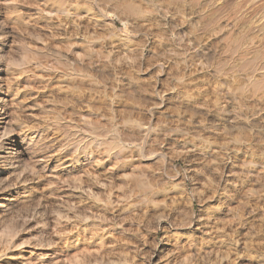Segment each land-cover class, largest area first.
<instances>
[{
  "label": "rangeland",
  "instance_id": "rangeland-1",
  "mask_svg": "<svg viewBox=\"0 0 264 264\" xmlns=\"http://www.w3.org/2000/svg\"><path fill=\"white\" fill-rule=\"evenodd\" d=\"M19 1L20 4L18 0H0V26L5 23V18L10 17L11 20H17L19 16L18 20L23 23L20 21L19 23L9 21L11 23L10 26L13 24L17 30L21 29L20 32L16 30V34H18L17 37L14 36V42H17L18 39L22 42L25 41L24 48L26 47L27 50L33 49L30 51L35 53L39 59H43L42 55L44 54L46 57L43 60H49L51 63L46 61L49 63L48 65L43 60H40V62L36 57L34 59L37 62L33 60L30 63L31 67L29 65L23 66L26 69L24 75L22 74L23 72L13 75V79L15 78L14 81H16L14 82L12 93L16 92V96L25 99L26 105L29 106L28 110H20L18 112L20 119L18 118L17 122L24 123L19 126L15 122L14 126L16 128H25L28 131L30 129L31 132L29 131V133H38L37 135H40L41 142L39 146L45 149L42 148L45 155L38 156L36 161L44 163L48 159L46 163L53 166L54 162L60 157L64 161L67 160L69 153L64 148L65 146L61 147V145L65 138L62 127L68 126V124H74L77 135L87 141L95 139L98 142L101 140V142L105 143L111 141V139L118 138L120 134V139L118 138L117 141L120 145L122 144L123 150L121 151L123 152L121 154L123 155L121 156L124 157L123 159L127 164L130 163V165L128 164L129 166H134L135 168V166L139 165V171L146 178L153 180L151 181V183H154H152L154 188L152 190L153 192L155 191L153 194L156 195L153 196V199L156 200L155 204L159 205H156L158 209L156 206H154V209L153 206L142 202L143 194H140V191L136 189H133L135 190L133 193L132 190L131 192H126V195L118 180L121 178L122 173L129 172L128 167L124 168V170L123 168L121 170L120 168H113L111 167V159L107 157V159L105 158L106 160L102 159L105 161L101 160L100 163L103 162L102 166L100 163H94V165L92 163L91 167L83 162L79 166L76 165L71 171L62 172L53 170V167L49 170H40L48 175L44 174L48 179L54 178L53 175L56 173L62 176L67 175V173L81 176L82 180L80 184L83 183L81 186L77 184L75 187H72L67 183L58 185L57 188L59 187L60 189L59 194L61 193L62 195L58 194L57 198H60L62 201L57 198L55 200L50 196L52 199L50 202L52 204L54 202L56 204H68V201L72 202L70 204L82 203L80 205L88 210L86 209L85 215L83 217L79 216L80 218L74 215V217H71L70 215V220L67 219L63 223L66 226H63L65 233L62 231L60 233H64L62 236L58 235L55 237L54 244L51 246L38 248L36 242H34L36 233H32V237L30 236L29 238L31 240L34 239L33 244L27 248V251L32 256L31 264H38L40 262L49 264L50 262L57 261V257L72 254L77 250L88 251L87 254L92 253L96 257V254L99 253V258L97 257L98 261H90V264H105L104 259L108 257H110L109 260L124 259L125 261L127 260L126 262H131L128 264H141L140 262L144 258H147L151 245L162 246L160 256L153 259L157 264H183L185 261V264H264V91H259L260 95H257L258 92L255 91L251 93V89H249L251 85L248 83V79L244 75H241L243 74L241 71L245 69L243 66L247 61L246 58H249L247 61L249 64L257 62L256 58L258 56L254 53L260 50L259 48L264 43L263 41L262 44H260L261 42H257L261 37L256 34L258 17L264 16V11L261 10L264 9V0H181L182 3L180 0H122L124 4H126V1L130 4L132 1L135 6L138 3L139 6H136L138 18L135 14L131 17L124 16L121 10H119L120 6H114L112 2L109 3L107 0H54L55 5L52 0H49L50 2L47 0H36V2L35 0ZM27 1L33 4L29 5ZM118 1L122 5V1ZM207 1H210L211 4ZM258 1L260 2V6L256 5ZM16 2L19 4L18 6H16ZM4 3L10 7L3 6ZM196 3H199V5H196ZM12 4L13 6H11ZM37 5H40V7ZM192 6H198L199 8H192ZM115 7L120 8H116V10ZM6 8L8 9L6 10ZM28 9L33 11L31 12ZM255 10L260 11L261 14L258 12L256 15L257 11ZM14 12L17 14L15 15ZM20 12L22 13L20 14ZM6 13H8V16ZM33 13L34 16L36 15L35 17ZM41 13L42 16L44 15V19L40 16ZM247 13L249 14L246 15ZM252 15L253 17H251ZM121 17L125 22L121 20ZM239 17L243 21H239ZM29 19H31L32 24L29 22ZM91 20L92 22H90ZM207 23L213 25L210 26ZM252 23L253 25H250ZM20 24L27 26L26 28H24L25 26L22 28ZM242 24H245L246 27H243ZM36 25L40 27L38 28ZM33 26H35L36 30ZM78 27L79 29L77 30L76 28ZM213 28L215 29L213 30ZM246 28H248V32ZM243 29L246 31L243 32ZM66 30L68 31L66 32ZM31 31L32 33L30 34L32 35L29 34ZM27 33L29 37L26 36ZM248 34L250 36L254 35L250 37ZM33 35L36 36L34 37ZM19 36L24 39H21ZM37 36L41 37L43 41ZM252 41L255 43L248 45ZM33 43H35V47ZM30 45L32 48L29 47ZM247 46H250V49ZM20 47L18 46V50H16L18 56L22 49ZM41 48L44 51H41ZM229 49H231V53ZM262 49L264 50L263 47ZM253 50L255 51L253 52ZM247 52L248 54H246ZM237 54L240 55L238 56ZM252 54L256 58L253 57L250 60ZM51 55L54 57L51 58ZM240 56L243 57L241 58ZM256 62L254 64H257ZM76 64L77 66H75ZM37 65L39 68L35 67ZM85 65L89 66L86 67ZM239 66L243 68L240 69ZM231 70L236 71L232 72ZM83 71L85 72L83 73ZM258 74L260 73L255 74L254 79H258L261 76ZM238 77L242 78L243 83L245 82L243 86L247 91L245 90L246 92L240 93L236 89L231 94V89L234 90L236 88L235 84L241 81ZM259 79L262 78L260 77ZM25 81L27 83H24ZM224 81H227V84ZM219 84L221 85L218 86ZM262 84L264 83L262 82ZM222 85H225L224 87L228 85L227 89L223 88ZM68 87L72 88L71 91ZM229 89L230 95L229 93H225ZM76 90L78 91L76 92ZM72 93L77 94L76 98H74L75 95L73 96ZM196 93L197 95H195ZM246 94L250 95V100L248 99L249 95ZM252 96L253 101L251 100ZM84 98V102L90 103L83 104ZM189 100L191 103L188 102ZM66 101H69V105L67 103L64 104ZM186 101L187 105L190 103L188 106L184 105ZM34 102L35 104H33ZM53 109L55 110L53 111ZM31 112L32 114H30ZM36 114H42L43 119L41 116H36ZM57 118L61 121H58ZM90 119L94 124L90 122ZM50 120L51 122H49ZM232 120L234 123L231 122ZM55 124L57 125L55 126ZM96 124L97 126L95 127L94 125ZM227 125L229 126L227 127ZM77 127L79 128L78 131ZM144 127L145 129H143ZM237 127L238 130L236 129ZM93 128L98 132L91 135ZM100 128L103 129L101 130ZM224 128H226L225 132ZM108 129H111V131L109 130V135L106 133ZM139 129H143L144 131H140ZM79 131L83 133L81 134ZM103 131L106 134H101ZM116 133L117 135H115ZM193 148L195 150L194 154L197 155L193 156L195 158H191V155L187 156L184 152L185 150H193ZM212 150L216 153L214 152L210 155L207 151L213 152ZM204 151L210 155V157L206 158L207 160L199 156V153H203ZM224 164H228L229 168L223 166ZM88 166L91 168L89 169ZM221 167L224 170L219 169ZM84 170L90 171L89 173L91 174L89 176H92L90 179L95 185L92 184L90 186L92 187L91 192L94 191L91 193V195L93 194L92 198L88 196L87 188H85L86 190L84 189L86 186L84 182L87 179L89 180L84 175ZM218 170V175L221 173L222 176L220 186H216V171L218 172ZM93 175L99 183L94 180ZM195 182L196 185L194 184ZM224 182L227 183L225 184ZM103 184H106L107 186H104L107 188L102 186ZM78 186H80V189H78ZM224 188H226V191ZM99 192L102 197L99 196ZM106 193L109 195L107 194V196ZM73 194L79 197L76 198ZM94 196L96 199L100 197L102 201L96 200ZM82 197H86L89 202L86 201V198L84 200ZM106 200L107 203L105 202ZM158 201L161 202L158 203ZM164 206L168 208L166 209ZM166 213L170 214V219H165ZM198 217L208 218L209 220L207 221V227L202 228V234L194 230V227L193 229L188 227V223L192 226L195 225L194 223ZM158 219L168 224L173 223L177 219L179 223L182 222L183 228L176 230L177 232H174L175 236H173L174 233L172 232L167 243L162 238L161 233H157L153 239H150L147 237V234L152 231L153 223ZM136 221L139 222L137 223ZM64 235L67 236L65 237L66 239L63 238ZM186 237L188 240L192 239L190 243L194 247L191 248V253H194L193 255L202 254L201 256L192 257L194 263L187 259L189 258V255L186 254L187 248L186 246H182V244L185 245ZM98 241H101L104 245L101 247L97 246ZM177 244L179 245L178 247ZM204 251L208 252L205 253ZM209 251H212L213 254ZM93 252H96V254H93ZM215 253L217 258L214 257ZM208 255L210 257L206 258L205 256ZM198 257L203 260L201 261ZM184 258L185 261L183 260ZM182 260L184 262H180ZM197 260H199L198 263Z\"/></svg>",
  "mask_w": 264,
  "mask_h": 264
},
{
  "label": "bare ground",
  "instance_id": "bare-ground-1",
  "mask_svg": "<svg viewBox=\"0 0 264 264\" xmlns=\"http://www.w3.org/2000/svg\"><path fill=\"white\" fill-rule=\"evenodd\" d=\"M14 1V0H13ZM26 0H24V2H25ZM32 1V0H31ZM30 1V2H31ZM44 1V0H43ZM42 1V2H43ZM46 1V0H45ZM47 1H49V0H47ZM51 1V0H50ZM49 1V2H50ZM53 1V4H54V0H52ZM57 1V0H56ZM62 1V0H61ZM64 1V0H63ZM107 1H109V3L110 2H112L113 4H114V6L115 5H117V6H120V7H118V8H120L119 10H121V13L124 15V16H134V14L136 15V13L138 12V10H137V5H138V3H136V6H135V4H133L132 3V1H131V4L129 3V2H125L126 4H124V2L122 1V5H120L119 3H120V1H118V0H107ZM179 1V0H178ZM177 1V2H178ZM195 1V0H194ZM213 1V0H212ZM255 1V0H254ZM261 1H263V0H261ZM4 2V1H3ZM2 2V3H3ZM18 2H19V4H20V1L18 0ZM28 2V1H27ZM27 2H26V4H27ZM35 2H36V0H35ZM34 2V3H35ZM60 2V1H59ZM134 2V1H133ZM180 2H181V0H180ZM208 2V1H207ZM210 2V1H209ZM208 2V3H209ZM253 2V1H252ZM264 2V1H263ZM8 3V2H7ZM9 3H11V2H9ZM13 3V2H12ZM29 3V2H28ZM46 3V2H45ZM65 3V2H64ZM108 3V2H107ZM173 3V2H172ZM182 3V2H181ZM195 3V2H194ZM254 3V2H253ZM259 1H258V4H256V5H259ZM16 4H17V2H16ZM19 4H17L16 6H18ZM24 4V3H23ZM33 4V3H32ZM32 4H30L29 3V5H32ZM37 4V3H36ZM58 4V3H57ZM56 4V5H57ZM60 4V3H59ZM206 4V3H205ZM210 4H211V2H210ZM29 5H25V6H29ZM42 5V4H41ZM44 5V4H43ZM46 5V4H45ZM51 5H52V2H51ZM55 5V4H54ZM181 5V4H180ZM179 5V6H180ZM196 5H199V3L197 4L196 3ZM262 5V4H261ZM264 5V4H263ZM3 6H8L7 4L5 5V3H4V5ZM11 6H13V4L11 5ZM15 6V5H14ZM15 6V7H16ZM37 6H39L40 7V5H37ZM59 6V5H58ZM63 6V5H62ZM139 6V5H138ZM195 6V5H194ZM205 6V5H204ZM208 6H209V4H208ZM253 6H255V5H253ZM260 6V5H259ZM8 7H10V6H8ZM14 7V8H15ZM23 7V6H22ZM21 7V8H22ZM32 7V6H31ZM52 7V6H51ZM51 7H50V9H51ZM55 7V6H54ZM65 7V6H64ZM191 7V6H190ZM196 7H198V6H196ZM196 7H193L192 6V8H196ZM207 7V6H206ZM210 7V6H209ZM256 7H258V6H256ZM256 7H255V9H256ZM264 7V6H263ZM17 8V7H16ZM35 8H37V7H35ZM47 8V7H46ZM53 8V7H52ZM58 8V7H57ZM117 7H115V9H116ZM117 8V9H118ZM199 8V7H198ZM204 8V7H203ZM251 8V7H250ZM253 8V7H252ZM261 8V7H260ZM2 9H3V7H2ZM8 8H6V10H7ZM12 10H13V8H11ZM27 9V8H26ZM40 9V8H39ZM56 9V8H55ZM63 9V8H62ZM114 9V8H113ZM116 9V10H117ZM23 10H25V9H23ZM28 10H30V9H28ZM36 10V9H35ZM54 10V9H53ZM61 10V9H60ZM64 10V9H63ZM62 10V11H63ZM116 10H114V11H116ZM140 10H141V8H140ZM139 10V11H140ZM252 10V9H251ZM257 10H258V8H257ZM257 10H255V11H257ZM262 11H264V9H261ZM27 11V10H26ZM31 11V10H30ZM33 11V10H32ZM31 11V12H32ZM37 11V10H36ZM51 11V10H50ZM57 11V10H56ZM58 11H59V8H58ZM62 11H60V12H62ZM249 11V10H248ZM253 11V10H252ZM2 12V11H1ZM29 12V11H28ZM43 12H44V10H43ZM55 12V11H54ZM117 12V11H116ZM141 12H142V10H141ZM247 12V11H246ZM246 12H244V13H246ZM254 12V11H253ZM258 12L261 14V12L260 11H257V13H256V15L258 14ZM15 13V12H14ZM13 13V14H14ZM22 12H20V14H21ZM37 13V12H36ZM45 13V12H44ZM47 13V12H46ZM65 13H67L66 11H65ZM109 13V12H108ZM143 13V12H142ZM254 13V14H255ZM17 13H15V15H16ZM27 14V13H26ZM39 14V13H38ZM110 14V13H109ZM138 14V13H137ZM249 13H247L246 15H248ZM252 14V13H251ZM6 15L8 16V13H6ZM25 15V14H24ZM49 15H50V13H49ZM48 15V16H49ZM119 15L120 16H122L120 13H119ZM142 15V14H141ZM144 15V14H143ZM245 15V16H246ZM255 15V16H256ZM10 16V15H9ZM26 16V15H25ZM28 16V15H27ZM32 16V15H31ZM30 16V17H31ZM33 16H34V13H33ZM36 16V15H35ZM34 16V17H35ZM40 16H42V13H41V15ZM44 16V15H43ZM42 16V17H43ZM46 16V15H45ZM5 17V16H4ZM14 17V16H13ZM17 17V16H16ZM22 17V16H21ZM38 17V16H37ZM73 17V16H72ZM136 17L138 18V15H136ZM136 17H134V19H136ZM143 17V16H142ZM249 17V16H248ZM251 17H253V15L251 16ZM27 18H29V17H27ZM26 18V19H27ZM33 18V17H32ZM85 18H86V16H85ZM240 19H239V21L240 20H242L241 19V17H239ZM242 18H243V16H242ZM246 18V17H245ZM18 19H19V16H18ZM11 20V18L9 17H7V19L5 18V23L3 24V22H2V26H0V264H31V262H32V256L29 254V252L27 251V248L31 245V244H33L32 242H33V240H31V238H29L30 236H31V234L32 233H36V237H35V240H34V242H36V244H37V247L38 248H42V247H45V246H51V245H53L54 244V239H55V237H57L58 235H61L62 236V234H64L65 232V228L63 229V226H64V222H66V220L67 219H69V217H70V215H71V217H74V216H78L77 218H80L79 216H84L85 215V213H86V209L87 208H85V207H82L80 204H82V203H80V204H70V203H72V202H69L68 201V204H65V203H61V204H59L58 202H59V200H61L60 198H57L58 197V194H59V192H60V189H59V187L57 188V186L58 185H60V184H63V183H67L69 186H72V187H75L77 184L79 185L80 184V182H81V180H82V178H81V176H79V175H76V174H74V173H67V175H59L58 173H56L55 175H53L54 176V178H52V179H48V177H46V176H48V175H46L45 173H43V172H41L40 170H49L51 167H53L52 169L54 170H59V171H67V170H72V169H74L75 168V166L76 165H78L79 166V164H81V163H87L86 165H89V166H91L92 167V163H93V165H94V163L95 164H98V163H100L101 162V160L104 158H109V159H111V164H112V166L111 167H116L117 169L118 168H120V170H121V168H123V170H124V168H127L128 167V170H129V172L128 173H126L125 171V173L122 175L121 174V178L118 180V181H120L119 182V184H120V186H121V188L124 190V192L126 193V192H131V190H132V193H133V191H135V190H133V189H136V190H139L140 191V194H143V198L141 199V200H143L142 202H144V203H146V204H148L149 206H153V208H154V206H156V205H158V204H155V201L156 200H154L153 199V196L155 195V194H153V193H155V191L153 192V190H152V188H153V184L151 183V181H153V180H151V179H149V178H146L142 173H141V171H139V165L136 167L135 166V168H134V166L132 167V166H129L130 165V163H128L127 164V162H125L124 161V157H122L121 155H123V154H121L123 151H121V150H123L122 149V147H121V145L118 143V141H117V139L121 136L120 134H119V137L118 138H116V139H111V141H109V142H101V140H99L100 142H98V141H96L95 139L94 140H89V141H87L86 139V141L83 139V138H81V137H79L78 135H77V133H76V131H75V126H74V124L73 125H69L68 124V126L66 125V126H64V127H62V129H63V131L62 132H64V134H63V136L65 137L64 138V141H63V144L61 145V147L63 146H65L64 148L66 149V151H67V153H69V158L67 157V160L66 161H64V160H62L61 159V157L59 158V159H57L56 161H58V162H54V164H53V166L52 165H49V163H46V161L48 160H46L44 163H38L37 161H36V158H38V156H40V155H42V154H44V150L42 149V148H40V142H41V139H40V135H37V134H34V133H29V131H30V129H29V131L27 130V129H25V128H16V126H14V123L16 122V123H18L17 122V119L19 118L20 119V117H18V112L20 111V110H28L29 109V106H27L26 105V101H25V99H21V98H19V97H17L16 96V92H14V93H12V91H13V86H14V82L16 81H14V79H13V75L15 74V75H17V74H19L20 72H23L22 74L24 75L25 73V71H26V69H24V65H26V66H30L31 67V65H30V63L33 61V60H35L34 58H36L37 56L35 55V53H33V52H31L30 50H27L26 49V47L24 48V46H25V44H24V42H22L21 40H17V42L15 43L14 42V40H15V37H17V34H16V30H17V28L16 27H14L13 26V24L10 26V22L9 21H16V22H18L19 23V21L20 20ZM23 19V18H22ZM41 19V18H40ZM43 19H44V17H43ZM124 19H126L125 17H124ZM131 19H133V18H131ZM236 19V18H235ZM251 19V18H250ZM256 19V18H255ZM31 19H29V22L31 23V21H30ZM121 20L122 21H124L125 22V20H123V18L121 17ZM204 20V19H203ZM254 20V19H253ZM252 20V21H253ZM257 20V19H256ZM2 21H4V20H2ZM37 21V20H36ZM35 21V22H36ZM81 21V20H80ZM86 21V20H85ZM85 21H84V23H85ZM131 21V20H130ZM136 21V20H135ZM208 21V20H207ZM236 21H238V20H236ZM243 21V20H242ZM246 21V20H245ZM245 21H244V23H245ZM252 21H249V22H252ZM264 16H262V17H258V23H257V32H256V34H258V36H260L261 37V39L259 40V41H257V42H261L260 44H262V41L264 42ZM1 22V21H0ZM13 22V23H14ZM21 22V21H20ZM28 22V21H27ZM34 22V23H35ZM41 22V21H40ZM44 22V21H43ZM88 22V21H87ZM90 22H92V20L90 21ZM209 22V21H208ZM21 23H23V22H21ZM24 23H25V21H24ZM39 23V22H38ZM73 23V22H72ZM78 23H79V21H78ZM82 23V22H81ZM84 23H83V25H84ZM128 23H129V21H128ZM131 23H132V21H131ZM210 23H212V22H210ZM254 23V22H253ZM253 23L252 24H250V25H253ZM255 23H256V21H255ZM261 23V24H260ZM1 24V23H0ZM32 24V23H31ZM37 24V23H36ZM44 24V23H43ZM77 24V23H76ZM206 24V23H205ZM208 24V23H207ZM248 24V23H247ZM16 25V24H15ZM20 25H22V24H20ZM33 25H35V24H33ZM58 25V24H57ZM73 25V24H72ZM79 25V24H78ZM77 25V26H78ZM86 25V24H85ZM93 25V24H92ZM136 26H137V24H135ZM155 25V24H154ZM208 25H210V24H208ZM208 25H207V27H208ZM211 25H213V24H211ZM210 25V26H211ZM249 25V26H250ZM24 26H25V24H24ZM23 25H22V28L24 27ZM27 26V25H26ZM26 26L24 27V28H26ZM37 26V25H36ZM60 26V25H59ZM82 26V25H81ZM242 26L244 27H246V25L244 24H242ZM248 26V27H249ZM256 26H255V28H256ZM19 27V26H18ZM34 28H35V26H33ZM38 27V26H37ZM40 27V26H39ZM38 27V28H39ZM42 27V26H41ZM64 27V26H63ZM75 27V26H74ZM85 27V26H84ZM91 27V26H90ZM93 27V26H92ZM95 27V26H94ZM129 27H131V26H129ZM242 27V28H243ZM29 28V27H28ZM27 28V29H28ZM59 28V27H58ZM67 28V27H66ZM70 28V27H69ZM254 28V29H255ZM33 29V28H32ZM77 30L79 29V27L78 28H76ZM85 29V28H84ZM93 29V28H92ZM133 29H134V25H133ZM210 29V28H209ZM215 28H213V30H214ZM248 28H246V30H247ZM251 29V28H250ZM21 30V29H20ZM20 30L18 29L17 31H19L20 32ZM35 30H36V28H35ZM63 30V29H62ZM71 30V29H70ZM217 30H218V27H217ZM220 30V29H219ZM245 30V31H246ZM23 31V30H22ZM21 31V32H22ZM68 30H66V32H67ZM74 31H75V29H74ZM134 31V30H133ZM211 31V30H210ZM242 31V30H241ZM244 31V29H243V32H245ZM250 31H255V30H250ZM249 31V32H250ZM27 32H28V30H27ZM36 32V31H35ZM34 32V33H35ZM131 32V31H130ZM129 32V33H130ZM209 32V31H208ZM215 32V31H214ZM247 32H248V30H247ZM30 33H32V31L31 32H29V34ZM210 33V32H209ZM213 33V32H212ZM216 33V32H215ZM242 33V32H241ZM253 33V32H252ZM251 33V34H252ZM23 34V33H22ZM26 34V33H25ZM28 33H27V35L26 36H28L29 35ZM36 34V33H35ZM245 34V33H244ZM250 34V33H249ZM248 34V35H249ZM2 35H5V36H2ZM20 35H21V33H20ZM30 35H32V34H30ZM38 35H40V34H38ZM43 35V34H42ZM242 35H243V33H242ZM245 35H247V34H245ZM254 35V34H253ZM253 35H249L250 37H252ZM15 36V37H14ZM34 37L36 36V35H33ZM257 36V35H256ZM5 37V38H4ZM20 37V36H19ZM29 37V36H28ZM38 38H40L41 39V41H43V39L41 38V37H39V36H37ZM242 37V36H241ZM21 39H24V38H22V37H20ZM26 38V37H25ZM37 38V39H38ZM247 38H249V37H247ZM246 38V39H247ZM254 38V37H253ZM259 38V37H258ZM257 38V39H258ZM30 39V38H29ZM40 39H38V40H40ZM250 39H252V38H250ZM234 40H236V39H234ZM249 40V39H248ZM37 41V40H36ZM237 41H238V39H237ZM242 41H243V39H242ZM246 41V40H245ZM253 41H254V39H253ZM249 42V44L247 43V42H245V43H247L248 45H250V44H252V43H255V42ZM26 42H28V41H26ZM35 42V41H34ZM40 42V41H39ZM119 42V41H118ZM234 42V41H233ZM239 42V41H238ZM32 43V42H31ZM41 43V42H40ZM244 43V42H243ZM35 43H33V45H34ZM37 44H39L38 42H37ZM233 44V43H232ZM239 44H241V43H239ZM246 44V45H247ZM29 45V44H28ZM27 45V46H28ZM44 45V44H43ZM237 45V44H236ZM236 45H234V46H236ZM245 45V46H246ZM22 47V49H21V52H19L20 54H19V56L16 54V50H18L17 49V47ZM40 46H41V44H40ZM46 46V45H45ZM44 46V47H45ZM20 47V48H21ZM29 47H31L32 48V46L30 45ZM34 47H35V45H34ZM33 47V48H34ZM231 47V46H230ZM238 47V46H237ZM248 47V46H247ZM263 48H264V43H263V46H262ZM262 47L261 48H259L260 50H257V52L256 53H254V54H256L258 57L256 58V57H254L253 56V54H252V57L250 58V60L254 57V58H256L257 59V64H254L253 62L252 63H248L247 61H248V59L249 58H246V62H245V64H244V68L245 69H243L241 72L243 73V74H241V75H244L247 79H248V83L251 85V88H249V89H251V93H253L252 91H255V92H258L257 93V95H260V92L259 91H261V92H263L264 91V84H262V82L264 83V79H263V77H264V50L262 49ZM37 48V47H36ZM39 48V47H38ZM243 48H244V46H243ZM242 48V49H243ZM249 49H250V46L248 47ZM248 48H246V49H248ZM45 49V48H44ZM66 49V48H65ZM124 49V48H123ZM231 49H232V47H231ZM231 49H229V52L231 53ZM233 49H234V47H233ZM239 49H240V47H239ZM254 49H255V47H254ZM37 50V49H36ZM41 51H44V50H42V48L40 49ZM46 50H47V48H46ZM235 50V49H234ZM244 50V49H243ZM251 50H252V47H251ZM39 51V50H38ZM240 51V50H239ZM255 50H253V52H254ZM235 52V51H234ZM233 52V53H234ZM241 52H242V50H241ZM240 52V53H241ZM251 52V51H250ZM44 53V52H43ZM58 53V52H57ZM72 53V52H71ZM37 54V53H36ZM47 54H48V52H47ZM56 54V53H55ZM234 54H236V53H234ZM233 54V55H234ZM245 54V53H244ZM246 54H248V52L246 53ZM251 54V53H250ZM39 55H40V53H39ZM44 55V54H43ZM42 55V57H43V59H44V57H46L45 55L43 56ZM50 55V54H49ZM57 55V54H56ZM238 55V54H237ZM240 55V54H239ZM238 55V56H239ZM242 55V54H241ZM52 56V55H51ZM237 56V57H238ZM243 56H245V55H243ZM242 56V57H243ZM260 56V57H259ZM54 56H52L51 58H53ZM64 57V56H63ZM241 57V56H240ZM241 57V58H242ZM38 58V57H37ZM49 58V57H48ZM47 58V59H48ZM66 58V57H65ZM141 58V57H140ZM230 58H231V54H230ZM229 58V59H230ZM240 58V60L242 61V59ZM39 59V58H38ZM43 59H39V61L40 60H43ZM46 59V58H45ZM61 59V58H60ZM237 59V58H236ZM69 60V59H68ZM67 60V61H68ZM143 60V59H142ZM239 60V59H238ZM237 60V61H238ZM239 60V61H240ZM243 60H244V58H243ZM36 61V60H35ZM38 61V62H39ZM43 61H45V60H43ZM46 61H48L49 62V60H46ZM45 61V62H46ZM58 61V60H57ZM62 61V60H61ZM236 61V62H237ZM245 61V60H244ZM37 62V61H36ZM41 62V61H40ZM48 62H46L48 65H49V63ZM140 62H142V61H140ZM35 63V62H34ZM44 63V62H43ZM42 63V64H43ZM58 63V62H57ZM64 63V62H63ZM69 63V62H68ZM242 63H241V65H242ZM45 64V63H44ZM51 64V63H50ZM60 64V63H59ZM142 64V63H141ZM240 64V63H239ZM64 65V64H63ZM66 65V64H65ZM70 65V64H69ZM237 65V64H236ZM42 66V65H41ZM57 66V65H56ZM67 66V65H66ZM75 66H77V64L75 65ZM86 66V65H85ZM87 66H89V65H87ZM86 66V67H87ZM233 66H235V65H233ZM36 68L38 67V65L37 66H35ZM42 67H44V66H42ZM68 67V66H67ZM72 67H74L73 65H72ZM71 67V68H72ZM218 67V66H217ZM243 67H241V68H243ZM29 68V67H28ZM39 68V67H38ZM55 68V67H54ZM76 68V67H75ZM238 68V67H237ZM239 68H240V66H239ZM240 68V69H241ZM30 69V68H29ZM34 69V68H33ZM44 69V68H43ZM78 70H79V68H77ZM77 69H75V70H77ZM230 69H232V68H230ZM233 69H234V67H233ZM239 69V70H240ZM74 70V69H73ZM78 70H77V72H78ZM86 70V69H85ZM220 70V69H219ZM238 70V69H237ZM27 71H29L28 69H27ZM32 71V70H31ZM230 71V70H229ZM232 71V70H231ZM234 71H236V70H234ZM234 71H232V72H234ZM19 72V73H18ZM33 72V71H32ZM81 72V71H80ZM85 71H83V73H84ZM231 72V73H232ZM237 73H238V71H237ZM256 73H260V74H258V75H261L260 77L262 78V79H254V77L256 76L255 74ZM32 74V73H31ZM232 74H234V73H232ZM236 74V73H235ZM257 75V76H258ZM27 76V75H26ZM240 76V75H239ZM22 77V76H21ZM237 77V76H236ZM242 78H243V76H241ZM17 78V77H16ZM19 78H20V76H19ZM227 78V77H226ZM233 78V77H232ZM239 78V77H238ZM242 78H239L240 80L242 79ZM25 79V78H24ZM30 79H31V77H30ZM228 79V78H227ZM236 79V78H235ZM239 79H237L238 81H239ZM245 79V78H244ZM246 79V80H247ZM17 80H19V79H17ZM236 80V81H237ZM245 80V81H246ZM24 81V80H23ZM27 81H28V79H27ZM232 81H234V80H232ZM235 81V82H236ZM237 81V82H238ZM17 82H19V81H17ZM224 82H226V84H227V81H224ZM247 82V81H246ZM23 83V82H22ZM24 83H27L26 81L24 82ZM23 83V84H24ZM245 83V82H244ZM243 80H241V81H239L238 82V84L236 83L235 84V86H236V88L233 90V89H231L232 90V93L230 92V89L229 90H227L228 92H226L225 91V93H231V94H233V91H235L236 89L240 92V93H242V92H244L245 90L247 91V89H245L244 88V86H243ZM17 84V83H16ZM29 84V83H28ZM224 84V83H223ZM232 84H233V82H232ZM248 84V85H249ZM27 85V84H26ZM221 84H219L218 86H220ZM228 85H229V83H228ZM227 85V86H228ZM247 85V86H248ZM23 86V85H22ZM25 86V85H24ZM225 85H222V87L223 88H225V89H227V86L226 87H224ZM229 86H231V85H229ZM238 86V87H237ZM16 87V86H15ZM18 88V87H17ZM25 88V87H24ZM33 88V87H32ZM35 88V87H34ZM69 88V87H68ZM75 88V87H74ZM78 88V87H77ZM218 88V87H217ZM231 88V87H230ZM232 88H233V86H232ZM21 89V88H20ZM28 89H29V86H28ZM31 89V88H30ZM70 89V88H69ZM72 89V88H71ZM71 89H70V91H71ZM76 89V88H75ZM221 89V88H220ZM26 90V89H25ZM35 90V89H34ZM37 90V89H36ZM68 90V89H67ZM79 90V89H78ZM78 90H76V92L78 91ZM222 90V89H221ZM19 91V90H18ZM27 91V90H26ZM66 91V90H65ZM64 91V92H65ZM87 91V90H86ZM200 91V90H199ZM198 91V92H199ZM245 91V92H246ZM21 92V91H20ZM32 92H34V91H32ZM31 92V93H32ZM37 92V91H36ZM91 92V91H90ZM145 92V91H144ZM197 92V93H198ZM19 93V92H18ZM28 93V92H27ZM66 93V92H65ZM68 93V92H67ZM79 93V92H78ZM88 93V92H87ZM197 93L195 94V95H197ZM230 93H229V95H230ZM248 93V92H247ZM250 93V92H249ZM21 94V93H20ZM26 94V93H25ZM29 94V93H28ZM33 94V93H32ZM36 94V93H35ZM73 94V93H72ZM200 94V93H199ZM239 94V93H238ZM27 95V94H26ZM69 95H71V94H69ZM75 95V97L74 98H76V93H74L73 94V96ZM185 95H187V94H185ZM185 95H184V97H185ZM192 95H194V94H192ZM191 95V96H192ZM200 95H202V94H200ZM223 95V94H222ZM237 95V94H236ZM246 95H249V94H246ZM262 95V94H261ZM21 96V95H20ZM37 96V95H36ZM35 96V97H36ZM79 96V95H78ZM87 96H88V94H87ZM199 96V95H198ZM197 96V97H198ZM241 96H243V95H241ZM263 96V95H262ZM24 97V96H23ZM34 97V98H35ZM39 97V96H38ZM81 97V96H80ZM161 97V96H160ZM247 97V96H246ZM259 97V96H258ZM258 97H257V99H258ZM28 98V97H27ZM37 98V97H36ZM69 98V97H68ZM71 98V97H70ZM73 98V97H72ZM88 98V97H87ZM186 98H188L187 96H186ZM189 98H190V96H189ZM31 99H33V98H31ZM78 99V98H77ZM82 99V98H81ZM182 99H184V98H182ZM192 99V98H191ZM248 99L250 100V95H249V97H248ZM253 99V96H252V98H251V100ZM254 99H256V98H254ZM259 99H261V98H259ZM263 99V98H262ZM73 100V99H72ZM76 100V99H75ZM84 100H85V98L83 99V104L84 103H90V102H84ZM88 100V99H87ZM91 100V99H90ZM188 100V99H187ZM200 100V99H199ZM33 101H35V100H33ZM64 101V100H63ZM78 101V100H77ZM82 101V100H81ZM185 101V100H184ZM195 101V100H194ZM193 101V102H194ZM253 101V100H252ZM38 102V101H37ZM69 102V101H68ZM67 101L64 103V104H68L69 105V103H68ZM71 102V101H70ZM74 102H76V101H74ZM79 102H80V100H79ZM188 102H190V100L188 101ZM30 103H32V102H30ZM77 103V102H76ZM75 103V104H76ZM187 101L185 102V104L184 105H186V106H188L187 104ZM195 103V102H194ZM33 104H35V102L33 103ZM40 104V103H39ZM82 104V103H81ZM204 104V103H203ZM32 105V104H31ZM71 105H73V103H71ZM258 105V104H257ZM260 105V104H259ZM33 106V105H32ZM42 106H43V104H42ZM76 106H78V105H76ZM186 106H184V107H186ZM35 107V106H34ZM38 107V106H37ZM36 107V108H37ZM41 107V106H40ZM73 107V106H72ZM262 107V106H261ZM32 108V107H31ZM30 108V109H31ZM194 108V107H193ZM35 109V108H34ZM189 110H190V108H188ZM187 109V110H188ZM191 109H192V107H191ZM32 110H33V108H32ZM40 110V109H39ZM39 110H37V111H39ZM42 110V109H41ZM55 109H53V111H54ZM45 111H48V110H45ZM45 111H43L44 113H45ZM50 111H52L51 109H50ZM24 112V111H23ZM35 112V111H34ZM41 113H42V111H40ZM49 112V111H48ZM25 113V112H24ZM54 113V112H53ZM21 114V113H20ZM30 114H32V112L30 113ZM48 114V113H47ZM24 115H26V114H24ZM23 115V116H24ZM42 115V114H41ZM40 114L39 115H37L36 114V116H41ZM48 115H50V114H48ZM56 115V114H55ZM35 116V115H34ZM45 116H47V115H45ZM50 116H52V115H50ZM231 116V115H230ZM22 117V116H21ZM31 117V116H30ZM42 117V119H43V116H41ZM40 117V118H41ZM49 117V116H48ZM59 117V116H58ZM24 118V117H23ZM28 118V117H27ZM49 118H51V117H49ZM60 118V117H59ZM224 118V117H223ZM230 118V117H229ZM22 119V118H21ZM58 119V118H57ZM236 119H237V117H236ZM24 120V119H23ZM23 120H21V121H23ZM52 120V119H51ZM51 120L49 121V122H51ZM88 120V119H87ZM93 120V119H92ZM126 120V119H125ZM128 121H130L129 119H127ZM223 120H225V119H223ZM226 120H230V119H226ZM234 120H235V118H234ZM58 121H61V120H59L58 119ZM127 121V122H128ZM237 121H238V119H237ZM56 122H57V120H56ZM90 122H91V119H90ZM93 122V121H92ZM91 122V123H92ZM228 122V121H227ZM231 122H233V120L231 121ZM22 123H24V122H22ZM22 123H18L19 124V126H20V124H22ZM41 123V122H40ZM88 123H89V120H88ZM229 123V122H228ZM234 123V122H233ZM242 123V122H241ZM245 123V122H244ZM17 124V125H18ZM43 124V123H42ZM54 124V123H53ZM58 124V123H57ZM57 124H55V126L57 125ZM60 124L62 125V123L60 122ZM64 124V123H63ZM87 124V123H86ZM90 124V123H89ZM88 124V125H89ZM93 124H94V122H93ZM227 124V123H226ZM92 125V124H91ZM139 125V124H138ZM137 125V126H138ZM230 125H231V123H230ZM236 125V124H235ZM239 125V124H238ZM41 126V125H40ZM39 126V127H40ZM77 126V125H76ZM93 126V125H92ZM95 127L97 126V124L96 125H94ZM225 126V125H224ZM229 125H227V127H228ZM234 126V125H233ZM240 126V125H239ZM28 127V126H27ZM43 127V126H42ZM88 127V126H87ZM100 127V126H99ZM134 127V126H133ZM235 127V126H234ZM234 127H233V129H234ZM57 128H59L58 126H57ZM83 128V127H82ZM81 128V129H82ZM135 128V127H134ZM61 129V130H62ZM86 129V128H85ZM97 129H99L98 127H97ZM101 129V128H100ZM103 129V128H102ZM101 129V130H102ZM107 129V128H106ZM143 129H145V127L143 128ZM143 129H141V130H143ZM226 128H224V132L226 131L225 130ZM237 130H238V127L236 128ZM33 130V129H32ZM38 130V129H37ZM60 130V129H59ZM79 130V128L77 127V131ZM91 130V129H90ZM100 130V131H101ZM109 130L111 131V129H108V132H106V133H108V135H109ZM140 130V129H139ZM140 130V131H141ZM228 130V129H227ZM240 130V129H239ZM242 130V129H241ZM43 131V130H42ZM87 131H89V130H87ZM93 132H92V134L91 135H93V133H95V132H98V131H96V129H94L93 128V130H92ZM106 131V130H105ZM144 131V130H143ZM223 131V130H222ZM229 131H230V129H229ZM234 132H236L235 130H233ZM244 131V130H243ZM31 132V131H30ZM34 132V131H33ZM231 132V131H230ZM229 132V133H230ZM79 133H81L80 131H79ZM83 133V132H82ZM81 133V134H82ZM86 133V132H85ZM91 133V132H90ZM105 132L103 131V132H101V134H104ZM105 133V134H106ZM141 133V132H140ZM144 133V132H143ZM242 133V132H241ZM96 134V133H95ZM94 134V135H95ZM228 134V133H227ZM42 135V134H41ZM86 135V134H85ZM100 135V134H99ZM115 135H117V133L115 134ZM257 135V134H256ZM84 136V135H83ZM101 136H103V135H101ZM253 136V135H252ZM258 136V135H257ZM42 137V136H41ZM85 137V136H84ZM88 137V136H87ZM96 137H97V135H96ZM95 137V138H96ZM106 137H110V136H106ZM116 137V136H115ZM250 137H251V134H250ZM255 137V136H254ZM259 137V136H258ZM258 137H256V138H258ZM92 138H94V137H92ZM103 138V137H102ZM123 138V137H122ZM255 138V139H256ZM262 138V137H261ZM264 138V137H263ZM101 139V138H100ZM104 139V138H103ZM120 139V138H119ZM43 141V140H42ZM105 141V140H104ZM120 142V141H119ZM43 143H45V142H43ZM42 143V144H43ZM46 147V146H45ZM60 147V146H59ZM11 148H13L12 150H11ZM48 148H50V146H48ZM184 148V147H183ZM195 148V147H194ZM194 148H193V150H185L184 152H185V154H187V156H190L191 155V158L193 157V156H197L196 154H194V152H195V150H194ZM52 149V148H51ZM185 149H188V148H185ZM49 150V149H48ZM47 150V151H48ZM58 150H60V149H58ZM214 150V149H213ZM212 150V151H213ZM47 151H45V152H47ZM51 151V150H50ZM57 151V150H56ZM183 151V150H182ZM203 151V150H202ZM201 151V152H202ZM252 151V150H251ZM200 152V151H199ZM205 152V151H204ZM199 153V156H201V157H203L204 158V160L206 159V158H208V157H210V155H211V153H214L215 151H213V152H210V151H207L208 153H210V155L207 153V152H205V153ZM218 152V151H217ZM59 153H61V152H59ZM64 153V152H63ZM216 153V152H215ZM56 154V153H55ZM96 154V155H95ZM218 154V153H217ZM45 155V154H44ZM64 155H66V154H64ZM183 155V154H182ZM219 155H220V153H219ZM97 156H99V157H97ZM105 156V157H104ZM125 156V155H124ZM180 156H181V154H180ZM183 156H185V155H183ZM216 156V155H215ZM214 156V157H215ZM218 156V155H217ZM45 157V156H44ZM212 157V156H211ZM41 158V157H40ZM46 158V157H45ZM63 158V157H62ZM106 158V159H107ZM187 158V157H186ZM185 158V159H186ZM193 158H195V157H193ZM202 158V159H203ZM213 158V157H212ZM217 158V157H216ZM42 159L44 160V158L42 157ZM65 159V158H64ZM105 159V160H106ZM128 159V158H127ZM200 159V158H199ZM50 160V159H49ZM105 160H102V161H105ZM207 160V159H206ZM215 160V159H214ZM38 161H39V159H38ZM194 161V160H193ZM41 162H43V161H41ZM130 162V161H129ZM206 162V161H205ZM106 163V162H105ZM109 163V162H108ZM201 163V162H200ZM101 164H103V162L102 163H100V165ZM107 164V163H106ZM137 165V164H136ZM201 165V164H200ZM216 165V164H215ZM218 165V164H217ZM220 165V164H219ZM88 166V167H89ZM102 166V165H101ZM201 166H204V165H201ZM223 166H225L226 168H229V165L228 164H224ZM87 167V168H88ZM91 167H89V169L91 168ZM214 167H216V166H214ZM78 168V167H77ZM85 168H86V166H85ZM115 168V169H116ZM218 168V167H217ZM141 169V168H140ZM215 169V168H214ZM219 169H223L222 167L221 168H219ZM76 170V169H75ZM81 170V169H80ZM127 170V169H126ZM143 170V169H142ZM224 170V169H223ZM228 170V169H227ZM69 171V172H70ZM83 171V170H82ZM81 171V172H82ZM92 171V170H91ZM198 171V170H197ZM74 172V171H73ZM78 172V171H77ZM80 172V171H79ZM90 172V171H89ZM88 172V170H84V175L86 176V177H88L89 178V180L87 179L85 182H84V185H86L85 187H84V189L85 188H87V190H88V192H87V194H88V196H91V198H92V195H91V193H93V192H91V188L92 187H90V186H92V184H93V182L91 181V179H90V177H92V176H89L91 173H89ZM93 172V171H92ZM221 172V171H220ZM225 172V171H224ZM223 172V173H224ZM218 173H219V170H218V172L216 171V174H217V179H216V186H220L221 185V183H222V176H221V173L218 175ZM46 176H45V175ZM80 174V173H79ZM146 174V173H145ZM215 174V173H214ZM225 174V173H224ZM84 175H83V177H84ZM147 177H148V175H147ZM193 177V176H192ZM227 177V176H226ZM50 178H51V175H50ZM93 178H94V180H95V178L96 177H94V175H93ZM258 178V177H257ZM85 179V178H84ZM150 181H149V180ZM254 179V178H253ZM97 180V179H96ZM95 180V181H96ZM214 180V179H213ZM84 181V180H83ZM227 181V180H226ZM97 182V181H96ZM96 182H94V183H96ZM97 183H99V182H97ZM210 183H211V180H210ZM225 183V182H224ZM227 183V182H226ZM225 183V184H226ZM232 183H234V182H232ZM253 183V182H252ZM81 184H83V183H81ZM81 184H80V186H81ZM119 184H118V186H119ZM195 185H196V182L194 183ZM215 184V183H214ZM231 184V183H230ZM94 185V184H93ZM101 185V184H100ZM104 185H106V184H103L102 186H104ZM198 185V184H197ZM210 185V184H209ZM80 186H78V189H80L79 187ZM95 186V185H94ZM98 186V185H97ZM107 186V185H106ZM106 186H104V187H106ZM119 186V187H120ZM215 186V187H216ZM228 186V185H227ZM226 186V187H227ZM130 187V188H129ZM224 187H225V185H224ZM231 187V186H230ZM236 187V186H235ZM102 188V187H101ZM107 188V187H106ZM156 188V187H155ZM222 188V187H221ZM227 188H229V187H227ZM232 188V187H231ZM234 188V187H233ZM83 189V190H84ZM120 189V188H119ZM122 189H120V190H122ZM154 189V188H153ZM226 188H224V190H225ZM86 190V189H85ZM100 190V189H99ZM232 190V189H231ZM164 191V190H163ZM162 191V192H163ZM226 191V190H225ZM83 192H85V191H83ZM98 192V191H97ZM86 193V192H85ZM100 193V192H99ZM99 193H97L98 195H99ZM109 193V192H108ZM108 193H106V195L108 194ZM139 193V192H138ZM79 194H81V193H79ZM86 194V195H87ZM157 194V193H156ZM59 195H62L61 193L59 194ZM74 195V194H73ZM82 195V194H81ZM84 195V194H83ZM105 195V196H106ZM109 195V194H108ZM107 195V196H108ZM126 195H127V193H126ZM130 195V194H129ZM50 196L51 197H53L55 200H56V198L57 199H59L58 200V204H56L55 202V204L53 203H51L50 202V200L52 201V199L50 198ZM72 196V195H71ZM70 196V197H71ZM75 196V195H74ZM96 196V195H95ZM94 196V198L96 199V197ZM100 197H102L101 196V193H100V195H99ZM123 196H124V194H123ZM156 196V195H155ZM226 196H227V194H226ZM61 197V196H60ZM70 197H68V198H70ZM73 197V196H72ZM76 198L77 197H79V196H75ZM81 197V196H80ZM97 198L96 200H98L99 199V201L101 202L102 201V199L101 198ZM249 197V196H248ZM49 198V199H48ZM84 200H85V198L86 197H82ZM93 198V199H94ZM103 198H104V194H103ZM110 198V197H109ZM64 199V198H63ZM74 199V198H73ZM81 199V198H80ZM55 200H53V201H55ZM69 200V199H68ZM75 200V199H74ZM77 200V199H76ZM83 200V201H84ZM88 199L86 198V201H87ZM91 200V199H90ZM62 201V200H61ZM81 202H82V200H80ZM103 201H104V199H103ZM87 202H89V201H87ZM99 202V203H100ZM106 203H107V200L105 201ZM105 202H102V203H105ZM141 202V201H140ZM161 202V201H160ZM159 201H158V203H160ZM74 203H76L75 201H74ZM78 203V202H77ZM94 203V202H93ZM143 203V204H144ZM157 203V202H156ZM85 204V203H84ZM145 204V205H146ZM88 205V204H87ZM95 205V204H94ZM105 205V204H104ZM142 205V204H141ZM145 205H143V206H145ZM163 205H165V204H163ZM169 205V204H168ZM86 206V205H85ZM93 206V205H92ZM91 206V207H92ZM97 206V205H96ZM100 206V205H99ZM159 206V205H158ZM158 206H156L157 207V209H158ZM167 206V205H166ZM166 206H164L165 208H166ZM90 207V206H89ZM88 207V208H89ZM71 208V209H70ZM84 208V209H83ZM164 208V209H165ZM168 208V207H167ZM166 208V209H167ZM155 209V208H154ZM173 209V208H172ZM82 212H81V211ZM88 210V209H87ZM162 210H163V207H162ZM164 211V210H163ZM168 211V210H167ZM170 211H172V210H170ZM169 211V212H170ZM91 212V211H90ZM175 212V211H174ZM89 213V212H88ZM168 213V212H167ZM166 213V215H165V219H170V214H167ZM90 214V213H89ZM74 215V216H73ZM87 216H88V214H87ZM173 216V215H172ZM86 217V216H85ZM92 217V216H91ZM173 217H175V216H173ZM76 218V219H77ZM88 218V217H87ZM94 218V217H93ZM76 219H74V220H76ZM92 219V218H91ZM90 219V220H91ZM164 219V220H165ZM70 220V219H69ZM72 220V219H71ZM81 220H82V218H81ZM143 220V219H142ZM141 220V221H142ZM203 220V222H201ZM204 220H205V222H204ZM73 221V220H72ZM71 221V222H72ZM79 221H80V219H79ZM141 221H140V223H141ZM166 221V220H165ZM207 221H209L208 220V218H197V220H196V222L194 223L195 225H191L190 223H188V227L189 228H191V229H193V227H194V230H196V231H198V232H200L201 234L203 233L202 231H203V227H205L206 225H207ZM69 222V221H68ZM74 222V221H73ZM137 222V221H136ZM139 222V221H138ZM137 222V223H138ZM171 222V221H170ZM169 222V223H170ZM143 223V222H142ZM74 224V223H73ZM133 224V223H132ZM145 224H146V222H145ZM189 224H190V226H189ZM70 225V224H69ZM64 227H66V226H64ZM137 227H139L138 225H137ZM147 227V226H146ZM207 227V226H206ZM183 228V224H182V222L181 223H179L178 221H177V219H175V221L173 222V223H171V224H168V223H164V221H161L160 219H158V220H156V222H154L153 223V227H152V231H150L149 232V234H147V237H149L150 239H153L154 237H155V235L157 234V233H161L162 234V238H164V241L167 243L168 242V239H169V237H170V234L173 232H175L176 230H178V229H182ZM203 228V229H202ZM67 230V229H66ZM64 232V233H62V234H60L61 232ZM177 232V231H176ZM194 232V231H193ZM197 232V233H198ZM209 233V232H208ZM200 234V235H201ZM205 234H206V232H205ZM211 234V233H210ZM212 235V234H211ZM173 236H175V233H174V235ZM32 237V236H31ZM65 237H67V236H63V238H65ZM208 237V236H207ZM59 238V237H58ZM60 238H62V237H60ZM62 238V239H63ZM187 238V237H186ZM190 238V237H189ZM211 238V237H210ZM209 238V239H210ZM66 239V238H65ZM58 240V239H57ZM192 240V239H191ZM191 240L189 239L188 240V238H187V240H185V242H184V244L185 245H183L182 244V246H186V248H187V253L186 254H188L189 256V258H187V259H189L190 261H192V257L194 256H197V255H199V254H197V252H195V254H197V255H193L192 253H191V248H193L194 246H192L191 245ZM58 241H62V240H58ZM102 241V240H101ZM99 242V243H97V246H102V245H104V243H102V242ZM211 241V240H210ZM63 242V241H62ZM66 242V241H65ZM56 245H57V243H55ZM60 244V243H59ZM63 244V243H62ZM65 245H66V243H65ZM93 245V244H92ZM96 245V244H95ZM174 245H175V242H174ZM32 246V245H31ZM179 245L177 244V247H178ZM99 247V248H100ZM104 247V246H103ZM176 247V246H175ZM212 247V246H211ZM88 248V247H87ZM185 248V249H186ZM205 248V247H204ZM203 248V249H204ZM214 248V247H213ZM86 249V248H85ZM84 249V250H85ZM182 249V248H181ZM206 249V248H205ZM43 250V249H42ZM183 250H184V247H183ZM195 250H197V249H195ZM207 250V249H206ZM161 251H162V246H160V247H158L157 245H151L150 246V248H149V254L147 255V258H144L140 263L141 264H157V262H154V260L153 259H156L158 256H160V253H161ZM201 251V250H200ZM199 251V252H200ZM193 252V251H192ZM205 252V251H204ZM206 252H208V251H206ZM205 252V253H206ZM210 252V251H209ZM88 253V251L87 252H85V251H75V252H73L72 254H66V255H60L61 257H57V261H55V262H50L51 264H90V261L91 262H96V261H98L97 260V257L99 258V253L98 254H96V252H93V254H96L97 255V257L95 256V255H92V253H89V254H87ZM202 253V252H201ZM200 253V254H201ZM210 253H212V251L210 252ZM210 253H208L209 255H210ZM217 253V252H216ZM216 253H215V256L214 257H216L217 255H216ZM213 254V253H212ZM108 255V254H107ZM107 255H105V256H107ZM202 255V254H201ZM201 255H199V256H201ZM206 255V254H205ZM205 256L206 258H208V257H210V256ZM91 256V257H90ZM102 257V256H101ZM104 257V256H103ZM108 257V256H107ZM203 257H204V255H203ZM213 257V256H212ZM219 257V256H218ZM54 258H56V257H54ZM93 258V259H92ZM109 258L110 257H108V258H106V259H104V263L105 264H128V263H131V262H126L124 259L123 260H114V259H112V260H109ZM182 258V257H181ZM186 258V257H185ZM185 258L183 259L184 261H185ZM198 258H200V257H198ZM205 258V259H206ZM217 258V257H216ZM52 259V258H51ZM120 259V258H119ZM127 259V258H126ZM174 259V258H173ZM178 259V258H177ZM197 259V258H196ZM201 259V261L203 260L202 258H200ZM220 259V258H219ZM218 259V260H219ZM222 259V258H221ZM100 260V259H99ZM102 260V259H101ZM159 260H160V258H159ZM180 261V262H184V261ZM189 260H188V262H189ZM210 260H212V259H210ZM128 261H130V260H128ZM198 261L199 260H197V263H198ZM212 261H214V260H212ZM211 261V262H212ZM222 261H223V259H222ZM222 261H220V262H222ZM45 262V261H44ZM100 262V261H99ZM102 262V261H101ZM179 262V263H180ZM193 262V261H192ZM191 262V263H192ZM205 262V261H204ZM206 262H207V260H206ZM37 263V262H36ZM49 263V264H50ZM133 263V262H132ZM185 263H186V261H185ZM185 263H183V264H185ZM194 263V262H193ZM203 263V262H202ZM210 263V262H209ZM218 263V262H217ZM38 264H44V263H38ZM103 264V263H102ZM134 264V263H133ZM136 264V263H135ZM201 264V263H200ZM204 264V263H203Z\"/></svg>",
  "mask_w": 264,
  "mask_h": 264
}]
</instances>
